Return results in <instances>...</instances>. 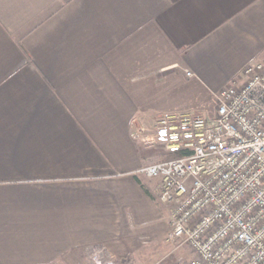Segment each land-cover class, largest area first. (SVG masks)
<instances>
[{
    "label": "crops",
    "instance_id": "1",
    "mask_svg": "<svg viewBox=\"0 0 264 264\" xmlns=\"http://www.w3.org/2000/svg\"><path fill=\"white\" fill-rule=\"evenodd\" d=\"M263 59L264 0H0V264H167L132 132Z\"/></svg>",
    "mask_w": 264,
    "mask_h": 264
},
{
    "label": "built area",
    "instance_id": "2",
    "mask_svg": "<svg viewBox=\"0 0 264 264\" xmlns=\"http://www.w3.org/2000/svg\"><path fill=\"white\" fill-rule=\"evenodd\" d=\"M216 103L213 116L159 114L136 125L134 138L174 154L136 173L159 179V200L172 204L167 241L189 251L176 264H264V59Z\"/></svg>",
    "mask_w": 264,
    "mask_h": 264
},
{
    "label": "rangeland",
    "instance_id": "3",
    "mask_svg": "<svg viewBox=\"0 0 264 264\" xmlns=\"http://www.w3.org/2000/svg\"><path fill=\"white\" fill-rule=\"evenodd\" d=\"M216 109H217V103H216ZM216 109L213 110V112L210 115H214L216 113ZM202 114L207 115L206 112H203ZM156 153H162L159 156L154 157V161H162L165 159H168L170 157H173L174 154L168 153L167 151H163L162 148H156ZM142 180L148 184V186L151 184L153 187H156V191L159 189V179L157 178H149L147 176L141 175ZM155 203L159 210H161L164 214H169L172 209V204H163L158 197V191L156 193ZM170 224V223H169ZM168 245V251H167V258L166 262L167 264H176L177 261L180 258H188L189 257V251L185 246L177 247L175 251L173 252L174 244L167 242ZM174 254H177L174 256Z\"/></svg>",
    "mask_w": 264,
    "mask_h": 264
}]
</instances>
